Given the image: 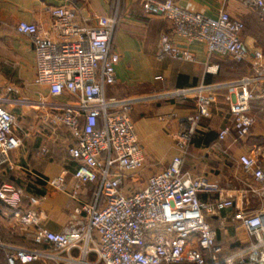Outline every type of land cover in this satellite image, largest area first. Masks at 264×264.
I'll use <instances>...</instances> for the list:
<instances>
[{"label":"built area","instance_id":"1","mask_svg":"<svg viewBox=\"0 0 264 264\" xmlns=\"http://www.w3.org/2000/svg\"><path fill=\"white\" fill-rule=\"evenodd\" d=\"M239 1L264 19V0ZM142 2L145 11H153L168 22L174 33L187 41L202 42L208 58L218 55L234 62H248V72L223 84V103L230 122L218 130L213 146L228 154L221 142L231 136V143H237L248 136L257 120L252 111L254 102H260L264 110V53L244 45V23L224 9L207 16L177 0ZM48 11L51 29L59 39L38 36L34 22L19 21L15 28L33 44L32 82L47 88L52 98L66 93L73 99L24 101L42 110V118L51 126L64 127L72 139L67 146V153L75 162L72 184L68 185L63 174L47 183L78 203L75 215H84L61 231H52L40 225L38 211L16 212L23 226H33V241L44 247L11 246L0 237V264H29L37 260L55 264H264V154L238 156L235 179L239 185L235 195L225 194L219 182H210L181 168L180 153L185 152L199 123L210 118L218 104L217 85L201 81L196 86L174 88L163 94L167 99L191 100L194 111L177 118L180 153L165 168L149 175L142 187L133 189L144 166V153L129 113L135 101L150 97L105 96V86L115 82L119 61V54L112 47L117 13L100 15L93 24H80L73 9L54 6ZM157 57L194 61L191 53L177 46L167 32L159 34ZM218 69V63L208 60L204 64L205 73L216 74ZM7 92L15 95L18 89L10 86ZM4 102L0 98V168L8 164L10 152L21 144V138L14 133V116ZM46 153L47 148L39 149V154ZM86 184L95 186L92 203L79 199V188ZM200 194L207 199H201ZM20 200L17 188L0 184V216L2 205L16 208ZM213 216L220 229L229 217L234 226L245 231L248 240L225 253L209 221ZM73 250H78V258L72 255ZM91 253L95 256L93 262L87 260Z\"/></svg>","mask_w":264,"mask_h":264},{"label":"crops","instance_id":"2","mask_svg":"<svg viewBox=\"0 0 264 264\" xmlns=\"http://www.w3.org/2000/svg\"><path fill=\"white\" fill-rule=\"evenodd\" d=\"M234 1L239 0H177L180 5L207 16L216 15L220 9L230 14ZM142 4V0H0V50L5 49V55L19 66L20 73L29 71L26 74L31 81L34 75L33 44L29 38L16 31L15 26L19 21L34 22L38 36L42 38L59 39L57 32L50 26L52 18L49 7L64 6L73 9L80 24H93L98 16L112 15L116 11L117 22L112 47L118 52L119 61L115 66V82L105 86V96L132 99L150 97L135 101L129 113L144 153V166L134 182L135 185L142 187L149 175L165 168L172 157L180 153L177 118L194 111L191 100L167 99L163 94L174 88L196 86L204 81L217 85L215 91L218 104L211 117L199 123L193 138L185 147V152L180 153L181 168L210 182H219L225 194L235 195L239 185L235 179L238 171L236 159L239 155L252 151L246 145H241L244 139L231 143V136L221 142L222 149L227 148L228 154L215 148L213 144L218 130L230 122L223 103V94L226 93L223 84L234 81L243 74L230 70L225 61H233L228 56L213 55L208 58L202 42L187 41L177 35L168 22L153 11H145ZM255 15L257 16L256 13ZM230 16L233 17L231 14ZM161 32H167L177 46L187 49L194 61L170 57L159 59L157 42ZM242 40L249 47V40L245 39L243 33ZM208 60L219 64L216 74L204 72V64ZM156 76L160 77L156 79ZM32 83L29 84L30 90L24 98L33 102H65L73 99L66 93L52 98L47 88ZM12 95L16 98L15 101L6 98L4 106L14 116V133L21 138V144L10 152L8 164L0 168V184L7 183L17 188L21 193V200L16 208L2 205L0 237L7 245L43 248L44 245L36 244L32 239L33 226H23L16 212L21 213L28 209L38 211L40 225L52 231H61L65 226L75 223L76 218H83L84 213L79 216L74 214V208L78 205L76 201L47 183L48 179L63 174L68 185L72 184L75 162L67 153V146L72 139L64 127L60 131L52 130V126L42 118V110L32 104L21 103L18 95L10 96ZM254 107L256 111H253ZM19 109L27 113L26 129L16 124V119L20 116ZM252 111L257 120H260V116L263 117L264 110L260 102L253 103ZM41 147L47 148L46 154H39ZM94 190L93 184L81 186L79 199L92 203ZM124 190L129 191L126 187ZM200 198L207 199L204 194H200ZM225 214L228 216V212ZM212 226L217 231L215 225ZM232 228L238 229L228 217L224 233ZM72 255L78 258V250H73ZM87 260L95 261L94 254H89ZM0 262H3L2 251ZM29 264H43V261L37 260Z\"/></svg>","mask_w":264,"mask_h":264},{"label":"rangeland","instance_id":"3","mask_svg":"<svg viewBox=\"0 0 264 264\" xmlns=\"http://www.w3.org/2000/svg\"><path fill=\"white\" fill-rule=\"evenodd\" d=\"M240 2L234 1L233 6H231V10L229 12L233 17L240 19L244 23L243 35L246 40H249V44H250L249 47H257L262 51V53H264V19H260L258 16L255 15L256 12L252 8ZM1 50H0V98L2 100L7 98L11 101H15L16 98L13 97V95L10 96L11 94L7 92L8 87L14 86L18 89V93L15 95H18L21 103H24L26 101V100L24 101V99H26L24 97H27L26 93L29 92L30 90L29 84L32 83V79L30 81L29 78H27L28 74L26 73H28L29 71L28 72L26 71L25 73L23 72L20 73L18 71L19 66L15 64V62H13L7 55H5L4 53L5 49H1ZM233 62L227 59L225 61V63L230 68V70H234L236 71V73L240 75L245 74L246 72L249 71V64L247 61H244L242 63L237 62L236 63L237 65L234 64ZM22 70L24 71V69ZM255 108L256 107L253 108V111L254 110L256 111ZM18 113L20 114V116L17 117L16 124L21 125L22 128L26 129L27 113L21 112L20 109ZM38 119L40 118L38 117ZM253 126L254 127L251 129L250 134L246 138H244V142H242L241 145H246L248 148L251 149V151L254 154L261 156L262 154H264V116L263 117L260 116V120L258 119ZM52 128L60 131L62 129V126H52L51 129ZM46 130L45 132H47ZM133 184H132L133 189L139 188L138 184L136 185L135 183ZM211 218L212 219H210L209 217V221L210 223H212L211 225H215V228L217 229V240L224 246L226 251H232L248 240L246 233L242 228L240 229L238 228L236 230L232 228L231 230H227V233H224L223 230L224 228L221 229L218 228L216 217L213 216ZM43 264H55V263L51 261H44Z\"/></svg>","mask_w":264,"mask_h":264},{"label":"trees","instance_id":"4","mask_svg":"<svg viewBox=\"0 0 264 264\" xmlns=\"http://www.w3.org/2000/svg\"><path fill=\"white\" fill-rule=\"evenodd\" d=\"M235 249H236V248H235ZM235 249H234V250H235ZM229 252H231V251H226V250H225V253H229Z\"/></svg>","mask_w":264,"mask_h":264}]
</instances>
